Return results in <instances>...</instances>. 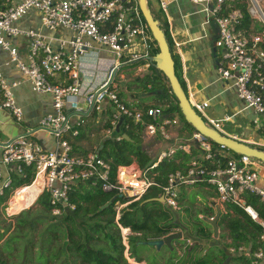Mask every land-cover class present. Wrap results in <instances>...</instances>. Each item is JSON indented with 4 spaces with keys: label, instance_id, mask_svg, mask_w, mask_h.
Masks as SVG:
<instances>
[{
    "label": "built area",
    "instance_id": "obj_1",
    "mask_svg": "<svg viewBox=\"0 0 264 264\" xmlns=\"http://www.w3.org/2000/svg\"><path fill=\"white\" fill-rule=\"evenodd\" d=\"M155 1L165 11L169 1ZM190 1L200 4L215 21L214 45L221 49L217 66L219 77L230 82L244 107L253 111V128L259 129L261 124L256 115L264 114V0H238L245 3L250 17L247 27L241 25L242 11L234 6L237 0ZM30 9L38 12L45 29H63L71 35L48 36L32 28L16 26V20ZM16 37L27 40L23 57L11 43ZM96 45L112 59L101 80L86 85L81 80L80 57ZM177 45L173 42V46ZM0 48L8 54L5 64H13L33 91L51 95V108L39 118L35 128L4 141L0 137V197L6 196L0 206L5 216L28 208L42 192L48 195L50 214L60 216L74 209L70 192L84 181L104 190H114L123 197L113 203L115 219L152 185L160 187L158 197L173 210L179 207V187L202 186L213 192L208 207L214 213L225 212L226 205H234L258 225L254 247L242 243L229 245L228 252L243 255L249 264H264V208L261 214L247 199L249 195L256 196L264 206V176L260 171L264 163L246 154L215 152L209 140L193 132L191 138L196 140L200 153L185 167L168 172L163 184L148 175V170L161 158L171 156L176 150L189 152L190 139L178 141L175 129L180 123L178 117L162 113L158 106L144 110L128 106L118 95L115 76L119 69L132 65L135 74L144 72L152 65L151 57L157 48L137 0H0ZM17 83L7 81L0 71V109L7 110L14 122L19 123L23 112L14 99L13 87ZM185 94L191 107L208 125L220 131L222 121L230 120L231 115L220 119L207 116L203 110L208 101L198 99L189 86ZM81 97L80 104L77 100ZM105 107L110 108L108 115L94 119L100 126L102 139L118 141L125 134L118 128L136 125L141 126L142 142L158 139L168 146L159 151L147 168L141 169L134 163L118 165L112 174L110 162L97 153L96 147L76 150L72 144V140L80 136L79 128L94 112L99 113ZM38 131L52 138L53 148L44 147L38 141ZM23 166L32 168L29 183L17 182L25 177ZM30 187L35 192L32 202L17 211L12 210L14 200L21 198ZM119 227L125 264H139L128 251L130 231Z\"/></svg>",
    "mask_w": 264,
    "mask_h": 264
},
{
    "label": "trees",
    "instance_id": "obj_2",
    "mask_svg": "<svg viewBox=\"0 0 264 264\" xmlns=\"http://www.w3.org/2000/svg\"><path fill=\"white\" fill-rule=\"evenodd\" d=\"M147 2L150 4L149 1ZM234 6L242 11L241 25L247 27L250 17L246 11L245 3L237 0ZM153 16L160 18L159 15ZM159 24L174 60L175 75L185 91L179 67L174 59L173 45L167 26L164 21ZM131 80L129 83L131 85H128V88L147 94L148 101L153 103L145 104L142 101L134 100L132 105L142 110L149 106H158L162 113L178 117L182 123V129L188 132L189 137L193 132H196L184 120L177 101L168 86V81L159 69L149 65L140 76H134ZM118 95L121 97L122 92H118ZM124 103L128 106L131 104ZM109 111L110 108L105 107L99 113L94 112L92 118L86 121L82 128H79V137H85L90 120H94L95 117L105 118ZM118 131L125 133L128 138L122 137L118 141L101 138L96 146L97 153L110 162L112 174L118 165H128L134 162L139 168L145 169L156 160L157 155L151 157L141 144V126L130 125L128 128H118ZM221 133L225 135V133ZM210 142L215 152L222 150L236 155L227 148ZM189 143V152L176 150L171 156L161 158L155 167L148 170V175L152 176L156 183L163 184L168 172L185 167L192 157L201 152L195 139L191 138ZM246 143L257 147L252 143ZM257 148L264 150L263 146ZM22 169L25 177L18 179L17 182L29 183L33 176L32 168L23 166ZM111 180L113 179L111 178ZM159 193L160 187L150 186L138 200L132 201L115 219L113 203L123 197H119L114 190H104L99 185L91 184L88 181L79 182L70 192V201L74 203V209L52 218H47V215L50 214V204L47 193L42 192L38 196L35 202L37 205L34 208H29L26 212L21 210L12 217L4 216L3 219L7 222L14 217L12 226L11 223L1 224L3 219L0 220V264H67V262L76 264V261L79 264H122L125 262L124 245L119 226L128 227L130 233H133L127 236V243L129 254L136 261L143 259L146 261V255L142 257L137 254V249L146 245V241L160 240L168 234L183 231V239L172 240L178 243L177 248L180 250V254L176 252L174 246L171 249L164 244L158 246L156 256L159 259L164 255V261L160 264H249L243 255H227L224 248L219 245H210L199 255L203 245L193 244L192 240L200 238L207 241L212 238L211 226L198 215L191 225L186 222L174 221L171 211L164 204L155 200L141 203L146 198L158 197ZM5 198L6 196L0 197V201H5ZM247 199L248 203L262 214L261 209L264 206L259 199L251 195L247 196ZM107 202L109 203L105 205ZM186 209L184 208V210ZM207 209L210 210L211 215L214 214L212 209L209 207ZM217 226L227 229L231 237V243L223 244L226 248L229 245L240 243L251 247L256 244L259 233L258 225L243 210L234 205H226L225 212H219ZM5 234L6 237H4Z\"/></svg>",
    "mask_w": 264,
    "mask_h": 264
},
{
    "label": "crops",
    "instance_id": "obj_3",
    "mask_svg": "<svg viewBox=\"0 0 264 264\" xmlns=\"http://www.w3.org/2000/svg\"><path fill=\"white\" fill-rule=\"evenodd\" d=\"M153 1L156 3V8H152L149 4L151 12L153 15L160 16L159 19L157 18L159 23L165 22L172 45L173 42L178 44L177 46H173L174 59L179 67L185 90L189 86L195 92L198 99L207 100L208 106L205 109L210 106V103L218 106L219 111L215 109L210 111L211 114L216 112V115L209 114L207 116L220 119L224 115H231L228 121L232 122H222L221 132L239 140L252 143L257 147H264L263 123L259 122L261 124L259 129L253 128L252 120L255 118L253 111L250 108L244 107L243 102L236 96L230 82L219 77L217 66L221 49L214 45L217 36V25L212 16L205 12L200 4L193 3L190 0H168L169 2L165 11L158 7L155 0ZM15 25L23 29L32 28L48 36L69 37L71 35V32L63 29L54 31L45 29L39 21L38 12L33 9H30L16 20ZM11 43L17 47L20 57H23L27 40L23 37H16L11 39ZM52 45L54 46V43ZM101 51H104V49L96 45L94 49L86 51L80 57L81 80L86 85L99 82L107 69L105 67V70L99 69V67L101 68V59L99 58ZM7 59V52L0 48V71L7 81L19 82L13 87V94L15 103L22 109L23 115L22 120L17 123L14 122L7 110L0 109V118L2 115L4 120H7L3 133L1 131V134L4 135V137L0 136L2 141L13 137L8 136L11 127L16 132L14 136L27 134L30 129L37 126L39 118L51 108V95L49 93H37L33 91L30 84L13 64H5ZM220 111L223 115H219ZM243 119L246 120V123L241 126V120ZM0 123H4V121L0 119ZM175 129L178 141H180L179 136H181V133H186V135L184 134V141L189 139L193 134L189 137L188 132L182 129L181 122ZM39 132L41 131H38L36 134L38 141L44 147L53 148L54 142L52 138L44 132ZM83 138L85 137L81 136L72 140V144L76 150L81 149ZM260 171L264 176V167H260ZM196 187L211 192L206 202L208 207V202L213 195L212 190L202 186ZM183 188L187 189L188 187ZM124 228L129 230L128 227ZM177 245V242L172 241V246L180 254ZM153 248L155 255L158 254V246H154ZM163 257L159 258L156 264L162 263L164 261ZM141 262L146 261L143 259Z\"/></svg>",
    "mask_w": 264,
    "mask_h": 264
},
{
    "label": "rangeland",
    "instance_id": "obj_4",
    "mask_svg": "<svg viewBox=\"0 0 264 264\" xmlns=\"http://www.w3.org/2000/svg\"><path fill=\"white\" fill-rule=\"evenodd\" d=\"M149 3H150L152 8H156V3L153 0H149ZM99 58L101 59V68L99 67V69L105 70L107 68V66L110 64V60L112 59V57H111V55H109L105 51H101L99 53ZM104 67H105V69H104ZM142 73L143 72L135 74L133 72L132 65H130L129 67L128 66L121 67L115 76V83L117 86V91L122 92L121 98L123 99L124 102L131 103L130 106H132V107H135L134 105H132V102L134 100L142 101L145 104H153L152 102L148 101V96H146L147 94L137 92L136 90L128 88L129 83L132 81L131 79H133L134 76H140ZM82 100H83V98L81 97L77 100V102L81 104ZM214 109L219 111L217 105L210 103V106L206 109L204 108L203 111L206 115H209V114L210 115H212V114L216 115L215 114L216 112H214L212 114L210 113V111L214 110ZM219 115H223V113L220 111ZM219 115H217V116H219ZM256 118H257L258 122H261L264 125V114H258V115H256ZM0 119L4 121V123H0V131H2V133H3V130L5 129V125L7 123V120H4L2 115H1ZM222 122H228L229 123L232 121H222ZM245 123H246V120H244V119L241 120V126L245 125ZM15 133L16 132L14 131V128L11 127L9 129L8 136L14 137ZM39 133H41V132H39ZM85 134H86L85 138L82 139V144L80 147L81 150L92 149L99 144V142L101 140L100 126L98 125V123L95 125L94 120L89 121L88 130ZM184 134L186 135V133H181V136H179L180 141H184V139H185ZM1 137H4V135L1 134ZM141 144H142L143 148L147 151V153L151 157L156 156L160 150H162L164 148L166 149V147L168 146V143L161 142L158 139H153V140L148 141V142H142L141 141ZM135 165H137V164L135 163ZM210 195H211L210 191H206V190L201 189V188L196 187V186H190L187 189L179 187V199H178L179 200V204H178L179 207L175 210L168 207V210L171 211V214L173 215V220L178 221V222H182V223L186 222V223H189V225H191L192 223H194V221L196 219V215H198L201 218H208L207 216L211 212H209L210 210L207 209L208 207L206 205V202H207L208 197ZM1 203H4V202L0 201V204ZM36 205L37 204L33 203L28 208L23 209L22 211L26 212L27 209L34 208ZM22 207H26V206H22ZM184 208H187V209L184 210ZM4 216L5 215H4L3 210L1 209V206H0V218H1L0 220L5 218ZM52 217L53 216L51 214L47 215V218H52ZM13 219H14V217L11 218L10 221L8 220V222L5 221V219H3L2 220L3 222H1V224L11 223V226H12L14 224ZM39 227H41V225H39ZM181 232H182V236H183L184 232L183 231H181ZM129 234H133V233H129ZM4 237H6V234L4 235ZM150 240H152V239H150ZM191 240H192V238H191ZM198 240L201 244L207 243L209 245H216V246H218V245L220 246L221 244H225V243L229 244L232 241L231 237L228 234L227 229L220 228L219 226H218V233H217L216 238H209L207 241H205L204 239H200V238L197 239L196 238L194 241H198ZM192 242H193V240H192ZM153 247H154L153 245H142L137 249V254L142 256V257H144L146 255L145 256L146 261L151 262L153 264H156V262L158 261V257L155 255V253L153 251V249H154ZM141 261L135 260V262H137L139 264H142V263L148 264L147 262H141ZM125 263L126 262H124V264ZM67 264H68V262H67ZM76 264H79L78 261H76Z\"/></svg>",
    "mask_w": 264,
    "mask_h": 264
},
{
    "label": "water",
    "instance_id": "obj_5",
    "mask_svg": "<svg viewBox=\"0 0 264 264\" xmlns=\"http://www.w3.org/2000/svg\"><path fill=\"white\" fill-rule=\"evenodd\" d=\"M137 3L141 15L146 22L148 29L157 45V52L151 57L152 65L155 68L159 69L166 77L168 86L170 87L171 93L177 101V105L184 120L189 123L193 127V129L203 138L210 140L221 147H225L236 154H246L264 163V150L251 146L245 141L239 140L233 136L222 134L219 130L208 125L204 118L191 107L186 97L185 91L175 75L174 60L170 53L169 45L165 39V35L160 27L159 21L152 15L147 0H137ZM123 137L128 138L126 134H123ZM153 200L163 203V198L161 196L146 198L142 200L141 203ZM108 203L109 202H107L105 205H107ZM218 216L219 212L216 211L212 218H204V220L211 226L214 238H216L218 233ZM182 238V232L177 231L175 233L168 234L160 240H148L145 243L146 245H153L156 247L164 244L171 249L172 240ZM208 246L209 244H204V248L200 251V255ZM221 247L224 248V251L227 255H230L226 247H224L223 245H221Z\"/></svg>",
    "mask_w": 264,
    "mask_h": 264
},
{
    "label": "bare ground",
    "instance_id": "obj_6",
    "mask_svg": "<svg viewBox=\"0 0 264 264\" xmlns=\"http://www.w3.org/2000/svg\"><path fill=\"white\" fill-rule=\"evenodd\" d=\"M35 196V192L33 187H30L26 190V193L21 197L14 200V206L12 207V210L17 211L22 206H27L30 204L32 199Z\"/></svg>",
    "mask_w": 264,
    "mask_h": 264
},
{
    "label": "flooded vegetation",
    "instance_id": "obj_7",
    "mask_svg": "<svg viewBox=\"0 0 264 264\" xmlns=\"http://www.w3.org/2000/svg\"><path fill=\"white\" fill-rule=\"evenodd\" d=\"M217 220H218V219H217ZM211 231H212V229H211ZM212 238H214V237H213V232H212ZM182 239H183V238H182ZM196 242L199 243V244H201V243L199 242V240H198V241H193L192 243L195 244ZM204 244H206V243L201 244V245H203V248H204ZM221 245H223V244H221ZM221 245H220V246H221ZM209 246H210V245H209ZM209 246H208V247H209ZM208 247H207V248H208ZM203 248H202V249H203ZM207 248H206V249H207ZM206 249H204V251H205ZM204 251H203V252H204ZM203 252H202V253H203ZM199 255H200V252H199Z\"/></svg>",
    "mask_w": 264,
    "mask_h": 264
}]
</instances>
